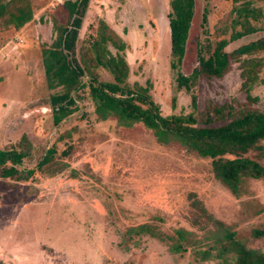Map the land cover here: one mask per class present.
I'll return each mask as SVG.
<instances>
[{
	"label": "rangeland",
	"instance_id": "obj_1",
	"mask_svg": "<svg viewBox=\"0 0 264 264\" xmlns=\"http://www.w3.org/2000/svg\"><path fill=\"white\" fill-rule=\"evenodd\" d=\"M33 1L34 20L23 28L6 31L0 24V152L27 155L15 165L17 172L7 173L11 161L0 165V263L227 264L235 258L225 247L228 234L264 254V178L246 179L236 195L216 177L215 159L175 138L162 142L143 123L126 127L114 117L99 119L90 75L82 78L85 88L70 94L73 103L54 104L64 92L49 87L42 52L53 43V19L66 18L68 0ZM170 2L90 0L77 46L99 20L108 23L127 43L129 85L149 87L158 115L200 116L224 104L264 113V51L255 55L263 62L255 81L244 74L242 61L251 57L246 55L232 60L221 78L204 75L191 90L179 88ZM201 2L207 13L203 45L229 40L236 16L232 0ZM254 6L263 18L252 24L263 31L244 42L264 35V0ZM242 42L225 51L232 53ZM198 65L189 62L179 70L190 75ZM94 70L99 83L114 82L107 67ZM60 107L70 112L55 123ZM242 156L264 166L261 150ZM140 225H149L158 237L130 232ZM180 238L186 248L173 252Z\"/></svg>",
	"mask_w": 264,
	"mask_h": 264
},
{
	"label": "trees",
	"instance_id": "obj_2",
	"mask_svg": "<svg viewBox=\"0 0 264 264\" xmlns=\"http://www.w3.org/2000/svg\"><path fill=\"white\" fill-rule=\"evenodd\" d=\"M89 2L90 0H68L65 3L67 15L64 21L53 19L54 40L50 46H45L42 54L49 87L52 89L61 87L64 92L63 96L61 94L54 97V104L67 99L69 104L73 103L70 94L85 88L82 78L86 74L90 75L93 80L90 84V96L99 119L114 117L120 125L126 127L143 123L156 131L160 141L166 142L170 138H175L201 156L215 159L213 165L216 177L236 195L240 194L241 185L246 179L264 178V166L242 156L250 150L264 152V113L250 109L236 111L232 105L224 104L210 106L200 116L158 115L159 110L152 101L149 87L136 84L132 88L129 85L127 80L130 70L124 56L127 43L108 23L99 20L94 31L82 42L80 48L77 46ZM232 2L236 16L231 22L230 39L216 41L213 45L208 41L203 45L200 36L207 21L203 2L171 0L169 27L172 68L177 70L176 81L179 88L191 90L204 75L221 78L229 71L232 60L242 61L241 58L246 55L251 57L242 61V66L246 67L244 74H247V79L254 81L257 79L259 71L257 69L263 62L255 55L264 51V35L246 42L243 38L253 37L263 31L252 24V21L263 18V10L254 6L255 0ZM36 10L33 0H0L1 27L6 31L11 28L20 30L34 20ZM240 41L243 42L232 53L225 51L228 45ZM110 47L116 53H113ZM189 62H197L199 65L193 69L192 74L185 75L179 68ZM97 66L107 67L114 76V82L99 83L94 77V68ZM192 104L197 106L195 95H192ZM54 112L55 123H59L70 111L60 107L55 108ZM213 123L222 124L212 125ZM227 154L235 155L236 158L224 159L223 156ZM26 156L23 150L16 153L1 151L0 165L11 161L14 168L11 167L7 173L12 170L17 172L14 170L17 168L15 165L20 164ZM46 161L47 157L41 164ZM130 232L158 237L149 225H140L132 228ZM178 233L184 239L185 232ZM181 238L172 249L173 252L186 248L181 243L183 240ZM226 239L225 247L235 253L234 261L227 264H264L263 253L247 248L234 240L231 234L226 235Z\"/></svg>",
	"mask_w": 264,
	"mask_h": 264
}]
</instances>
